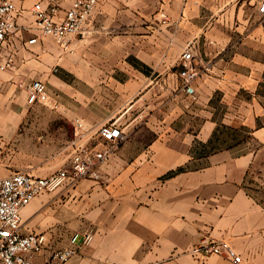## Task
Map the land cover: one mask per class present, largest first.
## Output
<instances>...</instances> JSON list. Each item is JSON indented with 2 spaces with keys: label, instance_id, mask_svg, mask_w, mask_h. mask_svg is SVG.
<instances>
[{
  "label": "crops",
  "instance_id": "0c3cea01",
  "mask_svg": "<svg viewBox=\"0 0 264 264\" xmlns=\"http://www.w3.org/2000/svg\"><path fill=\"white\" fill-rule=\"evenodd\" d=\"M38 1L15 0L30 29L9 41L16 67L0 71V178L48 176L60 163L54 152L65 165L77 119L96 148L107 122L127 134L98 180L42 193L22 210L23 232L46 237L40 260L91 233L70 264H234L196 255L204 238L230 242L239 264H264V0H102L69 50L50 37L27 43ZM188 46L200 69L196 100L180 89ZM35 79L55 108L28 104ZM53 130L64 147L23 142Z\"/></svg>",
  "mask_w": 264,
  "mask_h": 264
},
{
  "label": "built area",
  "instance_id": "2783aa9c",
  "mask_svg": "<svg viewBox=\"0 0 264 264\" xmlns=\"http://www.w3.org/2000/svg\"><path fill=\"white\" fill-rule=\"evenodd\" d=\"M63 0H41L31 9L35 17L36 33L27 43L34 44L43 37H50L63 49L69 50L73 37L88 33V23L102 0H69V7L64 8ZM65 10V11H64ZM264 12V1L260 6ZM22 8L15 0H0V71L16 67V52L9 47L14 34L24 29L20 25ZM200 75L195 63V53L191 46L185 48L181 56V90L197 99L193 84ZM29 105L45 104L56 107L54 96L46 83L35 79L27 89ZM84 123L77 119V137L72 141L74 153L69 161L48 176H38L20 171L0 178V264H70L81 250L92 241V234L75 233L71 245L53 250L45 257L48 247L43 234L23 232L22 210L36 197L45 192H55L69 183L75 184L83 179L98 180L103 166L127 139L122 125L116 121L103 124L97 131L98 147L89 145L84 140ZM199 256L220 255L234 264L242 262V256L230 242L222 239L204 238L193 249Z\"/></svg>",
  "mask_w": 264,
  "mask_h": 264
},
{
  "label": "rangeland",
  "instance_id": "374dc122",
  "mask_svg": "<svg viewBox=\"0 0 264 264\" xmlns=\"http://www.w3.org/2000/svg\"><path fill=\"white\" fill-rule=\"evenodd\" d=\"M49 110H51V109H49ZM73 123H74V121H73ZM75 131H76V122L74 123V133L72 135H71V133L68 134V140L71 141V140H74L77 137V132H75ZM54 132L55 131L53 130L52 135H49V134L40 135L39 133H37L36 136H30V137H28V136L24 137L23 136L22 137L23 138V142L26 143V146H29L27 144H35L36 145L35 147H43V145H44V143L46 141H50L51 143L54 144V147H64V136L56 135ZM227 134H228L227 136L229 137L230 133L228 132ZM223 137L225 139L226 135L223 136ZM34 138H35V142H33ZM245 144H246V147H255L257 145V143L255 142L254 138L252 136L248 135L247 133L245 134ZM37 154H40V153H37ZM53 155H54V160L58 159L59 162H60L58 165H56V167L54 169V170H58L59 168H61L64 165V151L54 152ZM61 190L62 189H59V190H57L54 193H56L59 196L60 193H64V190L63 191H61ZM59 204H61V202H59Z\"/></svg>",
  "mask_w": 264,
  "mask_h": 264
}]
</instances>
